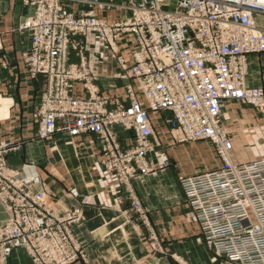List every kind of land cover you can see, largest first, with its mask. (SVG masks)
<instances>
[{
	"label": "built area",
	"instance_id": "built-area-1",
	"mask_svg": "<svg viewBox=\"0 0 264 264\" xmlns=\"http://www.w3.org/2000/svg\"><path fill=\"white\" fill-rule=\"evenodd\" d=\"M31 8L18 32L29 38L22 55L31 78L48 80L35 117L38 137L94 135L109 170L124 178L144 162L151 136L149 112L168 113L166 125L181 142L209 141L224 154L230 147L221 125L226 101L259 106L263 95L244 82L248 54L264 52V31L253 24L249 0H22ZM259 7V6H257ZM113 12L118 17H111ZM116 18V19H115ZM98 37L116 58L115 77L130 81L127 102L100 91L87 64V38ZM4 64L0 62V72ZM84 97L75 96V85ZM100 91V92H99ZM138 93L145 107L138 100ZM116 128L133 131L128 156ZM0 142V203L9 219L0 224V264L24 249L35 264L64 263L65 230L44 211L45 192L32 194L33 180L17 179ZM206 244L233 264H264V158L224 161L215 171L180 181Z\"/></svg>",
	"mask_w": 264,
	"mask_h": 264
},
{
	"label": "crops",
	"instance_id": "crops-1",
	"mask_svg": "<svg viewBox=\"0 0 264 264\" xmlns=\"http://www.w3.org/2000/svg\"><path fill=\"white\" fill-rule=\"evenodd\" d=\"M30 12L31 8L24 6L22 0H0V59L4 62L0 96L9 102L8 117L0 120V140L22 142L24 148L17 146L6 159L8 167L19 173L16 178L33 180L34 184L29 186L31 192L45 186L46 207L56 217L74 208L80 210L84 221L74 225L72 232L88 264H233L208 250L172 166L156 168L153 176L134 179L126 189L101 167L95 136L55 135L51 137L54 141H31L35 131L33 106L39 102L46 80L44 77L32 79L22 61V55L29 48V38L17 30ZM96 40L88 39L87 58L91 72L99 78L100 91L126 102L124 87L130 81L114 78L118 71L114 59L107 51L99 50L104 44ZM13 85L16 88L10 89ZM246 86L264 90V54L247 58ZM79 89L76 88L77 97ZM140 101L145 106V101ZM226 106L232 109L231 118L226 113L229 122L241 130L255 129L264 134V114H254L236 102H227ZM149 116L154 136L161 143L155 149L162 151L161 146H168L169 140L173 141L179 134L170 131L164 123L170 114L150 112ZM115 132L122 144L131 143V133L121 128ZM148 159L154 163L152 154ZM24 164L27 166L20 173ZM129 191L144 212L140 219L129 210ZM7 218L9 214L0 203V224ZM19 260L30 264L24 252H13L10 264Z\"/></svg>",
	"mask_w": 264,
	"mask_h": 264
},
{
	"label": "rangeland",
	"instance_id": "rangeland-1",
	"mask_svg": "<svg viewBox=\"0 0 264 264\" xmlns=\"http://www.w3.org/2000/svg\"><path fill=\"white\" fill-rule=\"evenodd\" d=\"M252 4H254L256 6L244 5L243 6V8H245L244 11L250 13L253 24L255 25L254 27H256L258 30L264 31V7L259 6V4L255 3V2ZM257 6H259V7H257ZM113 14H114V16H112V17H115V16H116V18L118 17L117 12H113ZM89 38L97 39L96 41L101 42V40L98 37L93 36V35H89L87 38V46H88V39ZM101 44L103 45V43H101ZM103 46H101V48H99V50H101L102 52L107 51L111 56V52L108 49V47H106L105 45H103ZM91 48L92 49L94 48V50L97 51V49L95 47H91ZM90 53H92V51H90ZM259 54H264V52L248 54V55L244 56V60H245L244 82H245V85H246V74H247V58L250 55H259ZM113 59H114L116 67H118L116 58H113ZM87 61H88V58H87ZM0 62L2 64L4 63L3 60H1V59H0ZM87 64L89 66L88 62H87ZM89 69H90V67H89ZM90 72H91V70H90ZM116 74H114L115 79H117L115 77ZM38 77H42V76H38ZM35 78H37V77H35ZM35 78H32V79H35ZM45 80H46V78H45ZM117 80H119V79H117ZM10 83H12L11 80H10ZM47 84H48V80H46V85ZM79 87L81 88V90L79 89L80 97H84L85 94L82 91V86L79 84L75 85V89H74L73 94L76 96V94H75L76 88H79ZM12 88H16V85H13L10 89H12ZM255 88L261 90L262 95H263L262 101H261L259 106L255 107V106H252L249 104H244V103L236 101V100L226 101L223 104V108L221 111V125H222L223 130L226 133V140L229 143L230 149H229L228 153L224 154L218 145H216L212 142H209V141H205V140L194 141V142L193 141L181 142L180 141V135H178L177 138H173V141L169 140L170 144H167L168 146H166V145L161 146L162 151H158V150L156 151L155 148L160 147L161 143L158 139L156 140V137L154 136V132H153V129L151 126V118L149 116V121H150V126H151V136L147 140L148 147H147V150L144 154V162L147 165V168L149 171L144 173V174L141 173L139 168H137V167H140V165L138 163H135L136 167L134 169V173L132 174V176H130L128 178H124L116 170H109L108 165L104 162L105 161L104 153H102V148L104 146H106V144H105V142L99 141V139L95 136L96 142L98 143V146H99V155H100L99 162H100L101 167L103 168V170L107 174L113 176L123 188L127 189L130 186L132 180L142 178L145 176H151V175L153 176L156 168L157 169H160V168L164 169V168H167L168 166L169 167L172 166L173 169L176 170V174H178L177 181H178L179 187H180V181L182 179L192 177V176H195V175L201 174V173L215 171L221 167V165L224 163V161H229L230 163H233V164H242V162H244V161H248V160L254 161V159L257 160L258 158L264 157V139L262 138V136L264 134L261 132L259 133L255 129H253V130L242 129L241 130L240 127H238V126L236 127V125H234V122H229V119L226 116V113H228L229 118H231L229 112L232 110L230 108H227V106H226L227 102L239 103V106L243 107V109H245V110L250 109V111L252 110L254 112V114H258V115L264 114V90L260 87H255ZM11 91L14 92V90H11ZM42 92H41V94H42ZM101 93L103 96H107L106 93H104V92H101ZM1 94H2V92L0 91V95ZM107 97L110 99L109 103L107 104V108H109V109H111L113 107V104H114L113 100H118L119 102L122 103V101L119 100L118 98H115V97L112 98L110 96H107ZM40 98H41V96H40ZM141 99H143V97L138 93V100L140 103H141V101H140ZM0 100H7V99H3L2 96H0ZM127 101H128V98H127L126 102ZM35 104L36 105L33 106V113H32V119L34 120L35 131H34V137L31 138V141L32 140L33 141H36V140L37 141H45V142L46 141H54V139L51 137L46 138V139H42V138L38 137L37 132L39 131V121L35 117V114H36V108H38L37 105L39 104V102L38 103L36 102ZM141 104H142V106H144L143 101ZM1 106H3V105L0 104V107ZM144 108H146V107L144 106ZM258 115H256V117L261 118V116H258ZM246 116H247V114L245 113V117ZM166 119H164L165 125H166V122H165ZM248 119H249L248 120V122H249L250 118H248ZM231 121H233V120H231ZM244 125H247V124L244 123ZM242 128H245V127H242ZM123 131L129 132L132 135L131 143H129L127 145L122 144L119 137L117 136V143H118L119 147L122 149L121 151H123V156L125 157V156H128V154H127L128 150L135 148L136 140L134 139L135 134L133 133V131H131V130H128V131L123 130ZM170 131L174 132L171 129H170ZM69 138H74V137H69ZM0 142H3V144L10 149L9 152L6 154L5 160L7 159V156L10 153H13L17 150V146L19 147V145H20L21 148H24L22 145V142L19 140H18V143L17 142L11 143L10 141H1V140H0ZM25 143H27V140L25 141ZM151 154H152L153 160H154L153 164L148 159ZM252 161H250V162H252ZM6 162H7V160H6ZM244 163H246V162H244ZM26 166H27V164L22 165V167L20 168L21 171H19V172L20 173L24 172V169ZM17 174H19V173H17ZM31 184H34V183H31ZM180 189H181V187H180ZM39 191L45 192V200H46V197H47L46 196L47 195L46 187L42 186L37 192H39ZM131 193H132L131 191L128 192V198H127L128 202H129V210L140 219L143 217L144 212L141 208V205H140L138 199L133 197ZM32 194H36V192H32ZM45 200L43 202L44 211H47L48 213H51L54 217H56L52 213V211L46 207ZM58 218H61L63 228L65 230V246L63 249V251L65 253L64 254V260L65 261L63 264H74L76 262H82L84 264H88V263H86L85 252H84L82 246L76 241L74 234L72 232V227L74 225H77L80 222L84 221V216L81 214L80 210L74 208V209L67 211L64 214V216L56 217L55 219L58 220ZM7 219H9V218H7ZM2 223H4V222H2ZM152 243H154V241ZM205 245L207 246V248L211 252V254H213L214 256H217L213 252V250H211V248L206 244V242H205ZM15 251L24 252L27 259L29 260L30 264H35L33 256L31 254H29L26 250L19 249V250H14L13 252H15ZM13 252L10 253V255L8 256L6 264H10V258H12ZM217 257H219V256H217ZM220 258H223V257H220ZM223 259H225V258H223ZM27 263L28 262L23 263V260H19V261H17L16 264H27ZM50 264H55V263L51 262Z\"/></svg>",
	"mask_w": 264,
	"mask_h": 264
},
{
	"label": "bare ground",
	"instance_id": "bare-ground-1",
	"mask_svg": "<svg viewBox=\"0 0 264 264\" xmlns=\"http://www.w3.org/2000/svg\"><path fill=\"white\" fill-rule=\"evenodd\" d=\"M250 3H258L259 6L264 7V0H249ZM0 104L3 105L0 107V119H5L8 117V106L9 102L6 100H0ZM74 150V149H73ZM30 179V178H29Z\"/></svg>",
	"mask_w": 264,
	"mask_h": 264
}]
</instances>
